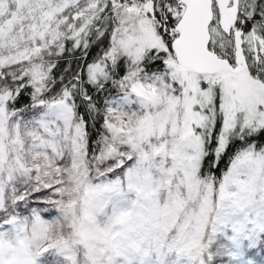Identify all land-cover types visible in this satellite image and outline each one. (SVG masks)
<instances>
[{
    "label": "snow or ice",
    "instance_id": "1",
    "mask_svg": "<svg viewBox=\"0 0 264 264\" xmlns=\"http://www.w3.org/2000/svg\"><path fill=\"white\" fill-rule=\"evenodd\" d=\"M257 249L264 0H0V264Z\"/></svg>",
    "mask_w": 264,
    "mask_h": 264
},
{
    "label": "trees",
    "instance_id": "2",
    "mask_svg": "<svg viewBox=\"0 0 264 264\" xmlns=\"http://www.w3.org/2000/svg\"><path fill=\"white\" fill-rule=\"evenodd\" d=\"M113 95H115V90L112 92ZM223 169V165L221 166V171ZM249 259H254L255 264H264V251H261L260 249H257L254 253H252L249 257Z\"/></svg>",
    "mask_w": 264,
    "mask_h": 264
}]
</instances>
